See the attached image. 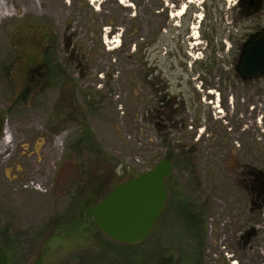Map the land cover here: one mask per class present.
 I'll use <instances>...</instances> for the list:
<instances>
[{
  "label": "rangeland",
  "instance_id": "374dc122",
  "mask_svg": "<svg viewBox=\"0 0 264 264\" xmlns=\"http://www.w3.org/2000/svg\"><path fill=\"white\" fill-rule=\"evenodd\" d=\"M1 1L12 14L0 17V142L11 141L0 153V243L9 264H264V196L253 199L249 183L250 171L264 177V74L236 71L250 30H264V0L250 17L239 0ZM163 85L167 128L147 116ZM86 128L124 182L175 156L166 206L134 261L117 256L137 257L135 248L100 257L109 238L72 209ZM184 202L204 210L199 236Z\"/></svg>",
  "mask_w": 264,
  "mask_h": 264
},
{
  "label": "water",
  "instance_id": "95a60500",
  "mask_svg": "<svg viewBox=\"0 0 264 264\" xmlns=\"http://www.w3.org/2000/svg\"><path fill=\"white\" fill-rule=\"evenodd\" d=\"M236 71L244 80L264 74V37L255 40L241 55ZM172 172L171 161L163 159L153 170L119 185L90 208L86 216L92 217L99 230L112 241L127 245L142 243L166 206V179ZM172 262L173 258L169 257L158 264ZM0 264H9L7 250L1 243Z\"/></svg>",
  "mask_w": 264,
  "mask_h": 264
},
{
  "label": "trees",
  "instance_id": "16d2710c",
  "mask_svg": "<svg viewBox=\"0 0 264 264\" xmlns=\"http://www.w3.org/2000/svg\"><path fill=\"white\" fill-rule=\"evenodd\" d=\"M145 79L149 87H155V86L158 87L160 85V81H157L156 83L155 80L147 81L148 78H145ZM165 87L166 86L163 85V88ZM158 91H159V94L161 93V96L158 98L157 103H155V107L149 110L150 112H148L149 114L147 113V116L149 117L153 113L156 115L157 113L156 119L158 123H156V125L158 126L160 125L163 128H167V126L163 124V121H166L170 117H165L161 113L166 111L167 109L166 106L168 105L167 102H169L170 100L169 99L170 95L167 94V87L164 90V92H161V90H157V92ZM81 114L82 116H80ZM81 114H78L77 117L84 118L83 113ZM172 120L173 119H171V121ZM3 123H4V115L1 114L0 115V127L3 126ZM76 145L79 147V149L75 150L76 154L78 155H80L83 152L82 146H86L88 148V150L85 151V153L87 154L82 153V155L76 156L73 159V163H75L76 165V172L78 175V180L76 181L77 182L76 187L78 188L77 194L79 196L73 200L72 209L74 211H78V213L81 214L84 212L87 213V211L90 208L102 202L114 189H116L119 185L124 183V181H122L120 177L118 178L114 177V171H115V168L117 167L116 164L114 163V160L108 157L106 153H104L101 150V148L98 146V143L94 135L92 134L89 128H86L85 130L82 131V134L79 136V139L77 140ZM183 146L180 145L179 149H184L185 146L184 147ZM174 157L175 156H173V153H170L169 156H167V158L170 161H173ZM92 172H94L96 175V178H94L95 179L94 183H92L88 178L92 176ZM244 177L248 178V175L244 174ZM170 179H171V176H169L166 179V181L167 180L169 181ZM167 190H168V195H169L170 192H169L168 186H167ZM203 212L204 210H198L196 207H193V206L190 207L189 204H187V202H184V204L182 205V213L187 217V219H190L195 224V228H196L195 236L200 235V232H199L200 229L198 228V224L201 220ZM112 246L121 247L124 250V253L127 250H131L135 248V250H131L128 252L135 253L137 257H133L131 255L128 256L126 254L122 255L121 253L116 252L117 255L121 254L120 256H117V257H119L120 260L122 261H127V262L134 261L135 259L138 258L139 249L138 250L136 249L138 244L136 245L121 244L115 241H111L109 239H107V244L103 245V247L101 246L100 252H98L100 254V257L108 256V253H110V249L112 248Z\"/></svg>",
  "mask_w": 264,
  "mask_h": 264
},
{
  "label": "flooded vegetation",
  "instance_id": "af4514ba",
  "mask_svg": "<svg viewBox=\"0 0 264 264\" xmlns=\"http://www.w3.org/2000/svg\"><path fill=\"white\" fill-rule=\"evenodd\" d=\"M262 3H263V0H239L237 9L241 13V15H245L246 17H250L252 15L255 16L261 11L262 6H263ZM250 31H253V33L249 34L248 38L244 42V45L242 46V48L240 50V58H241V55L247 50V48L255 40H258V39L264 37V30H261V27H260V29H253ZM240 58H239V61H240ZM237 66H238V64H237ZM237 66H236V68H237ZM166 112H168V110H166L165 112H163L161 114L164 115L165 117H169V113H166ZM172 114H173V112L171 113V115ZM249 174H250V176H252V178L249 180L250 181L249 183L251 186L252 198L254 199V196H256L257 198L261 197L262 195L264 196V194H263L264 193V177H263V180L260 179V177H262V176L260 174L259 175L255 174L253 171H250ZM259 181H260V184L258 186ZM257 186L259 188H255ZM253 199H252V201H253ZM263 199H264V197H263ZM253 206H254V201H253ZM251 235H252V233H247L245 238L248 240ZM173 261H174V259H173Z\"/></svg>",
  "mask_w": 264,
  "mask_h": 264
},
{
  "label": "bare ground",
  "instance_id": "6f19581e",
  "mask_svg": "<svg viewBox=\"0 0 264 264\" xmlns=\"http://www.w3.org/2000/svg\"><path fill=\"white\" fill-rule=\"evenodd\" d=\"M91 3H95L97 1H101V0H87ZM186 10V6H184L182 9H180L179 15H183L184 12ZM10 8L4 4V2H2L0 0V17H8L11 16L12 14L10 13ZM8 133V132H7ZM11 141H9L7 138L3 141L0 142V153L6 149L9 145H10Z\"/></svg>",
  "mask_w": 264,
  "mask_h": 264
},
{
  "label": "built area",
  "instance_id": "2783aa9c",
  "mask_svg": "<svg viewBox=\"0 0 264 264\" xmlns=\"http://www.w3.org/2000/svg\"><path fill=\"white\" fill-rule=\"evenodd\" d=\"M228 256V258H231L232 256L231 255H227ZM232 264H238V261L237 260H234L233 262H232Z\"/></svg>",
  "mask_w": 264,
  "mask_h": 264
}]
</instances>
